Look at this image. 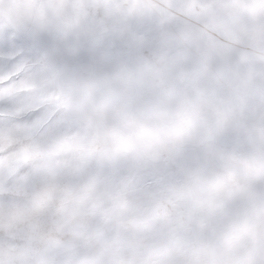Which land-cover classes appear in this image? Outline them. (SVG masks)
<instances>
[{
	"label": "snow or ice",
	"instance_id": "snow-or-ice-1",
	"mask_svg": "<svg viewBox=\"0 0 264 264\" xmlns=\"http://www.w3.org/2000/svg\"><path fill=\"white\" fill-rule=\"evenodd\" d=\"M0 264H264V0H0Z\"/></svg>",
	"mask_w": 264,
	"mask_h": 264
},
{
	"label": "rangeland",
	"instance_id": "rangeland-1",
	"mask_svg": "<svg viewBox=\"0 0 264 264\" xmlns=\"http://www.w3.org/2000/svg\"><path fill=\"white\" fill-rule=\"evenodd\" d=\"M59 79V74L56 71H51L47 74L46 80L50 85H54Z\"/></svg>",
	"mask_w": 264,
	"mask_h": 264
}]
</instances>
